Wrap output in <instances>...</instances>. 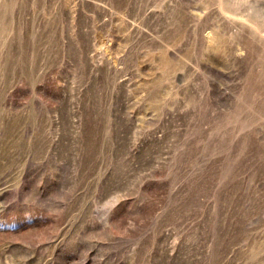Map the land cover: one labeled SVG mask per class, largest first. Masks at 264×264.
Returning a JSON list of instances; mask_svg holds the SVG:
<instances>
[{"label":"rangeland","instance_id":"1","mask_svg":"<svg viewBox=\"0 0 264 264\" xmlns=\"http://www.w3.org/2000/svg\"><path fill=\"white\" fill-rule=\"evenodd\" d=\"M0 264H264V0H0Z\"/></svg>","mask_w":264,"mask_h":264}]
</instances>
